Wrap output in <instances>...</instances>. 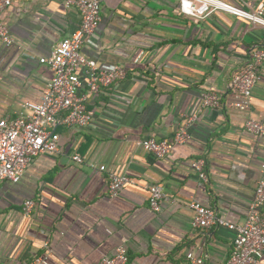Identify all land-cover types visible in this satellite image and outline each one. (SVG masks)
Here are the masks:
<instances>
[{"label":"crops","instance_id":"crops-1","mask_svg":"<svg viewBox=\"0 0 264 264\" xmlns=\"http://www.w3.org/2000/svg\"><path fill=\"white\" fill-rule=\"evenodd\" d=\"M224 1L252 10L263 0ZM1 18L13 43L0 41V119H13L24 103L40 100L52 71L39 59L78 28L80 14L64 0H12ZM262 47L264 27L228 12L193 17L180 11V0H101V20L82 53L125 67L127 77L89 95L87 126L49 127L59 152L34 157L17 182L0 180V263L29 261L48 241L51 264H99L120 244L126 264H190V251L203 264H224L234 231L193 228L190 203L232 223L246 219L264 139L243 125L248 115L264 125V61L248 111L232 106L229 84ZM210 90L221 94L219 107L202 106L201 93ZM192 114L190 139L165 157L142 147L147 137L171 140ZM200 157L208 183L191 166ZM112 171L132 181L115 197L108 194ZM153 184L164 193L159 212L149 204ZM27 199L34 201L28 216Z\"/></svg>","mask_w":264,"mask_h":264},{"label":"built area","instance_id":"built-area-1","mask_svg":"<svg viewBox=\"0 0 264 264\" xmlns=\"http://www.w3.org/2000/svg\"><path fill=\"white\" fill-rule=\"evenodd\" d=\"M12 0H0V41L6 45L13 43L11 33L2 21L3 11ZM66 7H75L80 14L78 28L69 36L61 39L50 54L40 57V62L52 71L51 78L45 83L40 100L26 102L13 119H0V180L17 182L24 174L30 161L41 154L59 152L58 136L49 127L58 123L67 127H84L90 122L87 109L89 95L99 93L103 88L115 84L127 77V70L120 65H102L96 59L82 53V45L87 37L97 31L101 20V0H64ZM224 11L264 27V0L252 10L237 7L224 0H180V11L193 17H204L214 11ZM264 61V47L250 52L247 61L230 79L233 94L232 106L240 111H248L251 105L252 89L257 83V67ZM84 89V91H83ZM203 107L216 108L221 105V94L210 90L201 93ZM178 125L171 140L147 137L141 140L145 151L157 158L168 155L176 146L186 143L190 137V126L196 119L192 114ZM243 127L255 136L264 139V125L261 121L247 116ZM72 158L82 161L79 154ZM204 157L192 161L191 166L203 183L209 182ZM105 170V165L99 166ZM262 175L258 180L252 200L248 206L244 223H232L217 215L212 208L203 206L194 200L190 203L193 212L191 225L195 229L224 226L234 231L232 248L224 264H260L264 261V162L261 163ZM108 194L119 195L121 189L131 179L117 172H109ZM149 204L152 210L159 212L164 193L160 185L149 187ZM34 207V201L23 202L22 212L28 216ZM45 252L22 264H51V250L48 241L43 243ZM190 264H203L204 259L193 251L186 254ZM128 251L120 244L111 256H104L99 264H126ZM1 264V263H0Z\"/></svg>","mask_w":264,"mask_h":264}]
</instances>
